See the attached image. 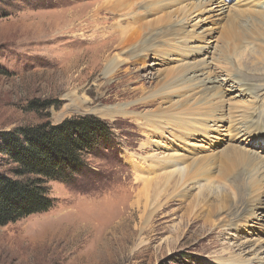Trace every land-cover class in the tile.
Here are the masks:
<instances>
[{
  "label": "rangeland",
  "instance_id": "374dc122",
  "mask_svg": "<svg viewBox=\"0 0 264 264\" xmlns=\"http://www.w3.org/2000/svg\"><path fill=\"white\" fill-rule=\"evenodd\" d=\"M103 1L0 0V134L87 115L106 123L110 134L103 146L83 158L82 172L74 173L71 183L48 184L56 198L54 208L0 226V264H264V203L249 207L246 201L264 197V179L249 177L253 167L226 150L234 144L264 158V145L255 141L264 137V101L240 97L227 80L220 87V111H207V118L196 117L187 128L164 124L159 130L164 122L144 127L139 116L103 113L106 107H122L157 91L161 71L185 65L187 45H199L202 30L208 32L204 40L211 45L230 43L233 39L225 38L226 31L240 26L264 33V21L251 11L261 10V1L225 0L229 4L222 15L210 11L212 6L193 12L183 28L186 47L121 63L119 77L109 78L111 88L102 94V28L126 16L125 39L133 44L146 37L142 22L177 7L188 10L195 0H171L176 3L154 11L140 8L147 0H124L136 6L117 14L96 12ZM136 11L140 16L134 19L130 12ZM231 13L238 14L234 22L228 21ZM259 43L262 40H248L246 48L243 43L235 51L256 50ZM126 48L102 49L112 56L123 55ZM211 50H194L191 55L210 60ZM243 64L247 67H238L242 81L258 85L264 65ZM176 100L178 94H173L162 107ZM155 107L134 111L143 114ZM253 111L260 124L251 128L250 136L236 133L238 115ZM220 114L223 119L211 120ZM176 159L174 166L171 161ZM179 167L193 178L175 190V173L164 186V174ZM12 168L0 154V174L12 176ZM141 177L153 180L147 205L142 199L137 202ZM217 185L224 189L221 200L208 194L207 188L215 191Z\"/></svg>",
  "mask_w": 264,
  "mask_h": 264
},
{
  "label": "bare ground",
  "instance_id": "6f19581e",
  "mask_svg": "<svg viewBox=\"0 0 264 264\" xmlns=\"http://www.w3.org/2000/svg\"><path fill=\"white\" fill-rule=\"evenodd\" d=\"M176 1L171 2V0L170 1L151 0L148 2L147 0L146 3L142 4V6L140 5V8L143 9L142 11L146 9L147 10L149 9L150 11H154L157 9H163L167 6H170L176 3ZM244 1H246L247 3L253 1L255 2L261 1L260 2L261 10L255 9L251 11L252 13L254 12L256 17H260L261 21H264V0H244ZM221 2L226 4V9L225 7H222L223 5ZM228 4L229 2L225 0H220V1L195 0V2L189 4L190 8L188 10L177 7L178 9L176 8L173 9L172 11L165 12L163 15L157 18L145 20L140 25L143 31L145 32L146 37L142 40H138V41L136 40L133 44H131L132 43L131 41L129 42L128 40L125 39L126 38L125 28L129 23L122 21L123 19H125L126 16L123 19H121V21L110 24L109 27L107 26L103 27L100 32L101 36H103L101 39L102 42H100L102 47L99 46L100 48L99 52H101V56L103 55L102 58L100 59V64L102 69L101 72L104 79V81L100 83V90H102V94H105L107 90L111 88L110 87L111 82L108 81L109 78L119 77L120 72L122 71L120 66L121 63H123L124 65L137 63L139 59L149 54L158 57L161 55H167L176 52L178 51L177 49L186 47L185 46L187 45L185 41L186 37L183 36L185 35V31L183 30V28L185 24H190V20L193 12L201 11V9H205L208 6H212L213 8H211L210 11L218 13V15H222L224 14V12H226L228 8ZM135 6H136L135 4L132 5L125 4L124 0H105L98 5V7L96 8V12H98V10L99 11L104 10L107 13L117 14L125 9L133 10V7ZM139 12L140 11L130 12L131 13L130 16L133 17L134 19L138 18L140 16ZM175 14L176 16H174ZM179 15L181 16L180 18H178ZM237 15H238L237 13L236 15L235 14L230 15L231 20L228 21L234 22L233 18ZM174 21H178V22H174ZM171 22L174 23V26L168 27L169 23ZM206 32H207L206 30L200 31L199 38L201 39V42L199 45L197 46L193 44L187 45L186 54L188 56L187 59L189 60L185 62V65L180 66L178 68H169V69H165L164 71H161L162 78L158 79L157 91L149 93L147 95H142L137 99L132 100L131 102H127L123 104L122 107H120L119 105L106 107L104 108L103 113L106 115L112 114V115L139 116L142 120L140 123L141 124L143 123V125L145 124L144 127L149 126L152 128H156L158 122H164L161 123L160 126H158L159 130L162 129L161 127L162 125L165 126L164 124H166V126L175 125L178 126V128L179 127L184 128L186 126L187 128L192 126L193 123L192 121L194 118L200 117L202 115H204V118H207L206 115L207 111L209 110H213V112L220 111V109L217 106L218 102L221 99L219 97L221 96L220 90H222L220 87L224 86V84H227V80L228 83L230 82L232 84L231 87L228 85L231 89L239 90V93H241L240 97H246L247 95L250 101L253 102L259 100L264 101V89H261V87H264V80H262L264 79V76H257L258 78L257 80L259 82V84L257 85L255 82H248V83L243 82L238 74V69L241 66L247 67L246 64L242 65L243 62L249 63V65L254 64L257 67L260 64L264 65V33L256 32L251 28L249 29L245 26L244 27L240 26L239 28L236 27V29L226 31L227 33L225 35V38L228 40L233 39L234 42L232 40L230 43H228L229 41L225 40L226 41L225 44L215 43L211 45L209 41L206 42L204 40L205 36L208 35L207 34L208 32L207 33ZM253 39L258 41L262 40V43L256 44L257 45L256 50H251L247 52H244L245 50H242V52L235 51V49L238 46L242 45L243 43H244V48H246L249 45L247 44V41L248 40L252 41ZM112 45H114L115 47L117 46L122 47L126 45L127 48L123 52V55L121 53H113L112 56L109 53L104 54V52L108 50L105 49L103 51V49L110 47ZM206 48L212 49L211 55L207 57L210 58V60L205 58L202 59L192 58L191 54L193 53L194 50L200 52ZM129 69H126L125 71L126 72L129 71ZM257 70H260V68ZM261 74L262 71L260 72V75ZM219 75L220 77H217ZM260 77L262 78L260 79ZM254 86H256V88H254ZM121 91H123V93L125 92V90L123 89H121ZM173 94H178V100L171 101V103L168 106L162 107V104L169 102V98ZM155 105L156 107L154 109L147 110L143 112V114L134 111L137 108L153 107ZM254 111L251 113L250 116L248 115L245 117L247 113L245 115L244 114L238 115L240 116V119L238 120L239 122L235 126V129L237 131L236 133L238 134L241 133L247 136L251 135L252 133L250 131L251 128L260 124V122L257 121L258 118L257 113ZM243 112L245 113L244 110ZM223 118H224L223 115L220 114L218 117L212 118L211 120L216 121L217 119L221 120ZM255 141L259 145L262 144L264 145L263 136H258L257 138L255 137ZM235 146L234 144H230L226 149L232 154L231 155L232 158L233 159L239 158L240 162H245L248 166L253 167V169L248 170L249 177L260 176L264 179V158L259 159V157L254 153H252V151L250 152L247 150L244 151L245 149L237 148ZM222 154L223 153H221L219 156L220 157L223 156ZM156 160H161V157L157 158ZM177 160L179 159L171 161L173 162L172 164L174 166L177 165V162H174ZM182 160L184 159L182 158ZM201 161H208V159L201 158ZM154 162H155V167L160 168V166L157 165V161ZM203 164L204 162L201 163V168L206 167V165ZM184 168L185 167H179L176 172L164 174L165 175L164 186H167L169 184V180L173 177L175 173L178 176L175 190H177L182 184H184L185 181L192 179L193 177L190 175L189 172L186 174L184 173L185 172ZM207 176L208 174H204V177ZM140 179L142 180L143 185L141 189V194L139 195L137 202H139V200L142 199L144 201V204L147 205V203L150 201V196L152 192L151 183L153 180L151 178H145V177H141ZM210 188H211L210 186L209 189L207 188L209 192L208 194L210 193L214 194L216 200H221L224 197L223 195L224 189L222 186L220 185L214 186V188L216 189L215 191L212 188L211 189ZM246 201L249 207L250 206L254 207L257 206L258 204L264 203V197H260V198L258 197L252 201L246 199Z\"/></svg>",
  "mask_w": 264,
  "mask_h": 264
},
{
  "label": "trees",
  "instance_id": "16d2710c",
  "mask_svg": "<svg viewBox=\"0 0 264 264\" xmlns=\"http://www.w3.org/2000/svg\"><path fill=\"white\" fill-rule=\"evenodd\" d=\"M106 123L78 116L57 125L23 126L0 134V154L13 164L0 174V226L55 207L49 183H71L83 158L109 139Z\"/></svg>",
  "mask_w": 264,
  "mask_h": 264
}]
</instances>
